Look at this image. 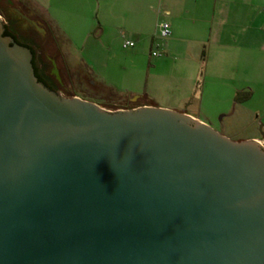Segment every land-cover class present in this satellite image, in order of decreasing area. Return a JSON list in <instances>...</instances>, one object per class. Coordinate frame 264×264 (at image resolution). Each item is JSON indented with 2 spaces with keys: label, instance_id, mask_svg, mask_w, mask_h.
<instances>
[{
  "label": "water",
  "instance_id": "1",
  "mask_svg": "<svg viewBox=\"0 0 264 264\" xmlns=\"http://www.w3.org/2000/svg\"><path fill=\"white\" fill-rule=\"evenodd\" d=\"M0 264H264V144L57 95L0 26Z\"/></svg>",
  "mask_w": 264,
  "mask_h": 264
},
{
  "label": "rangeland",
  "instance_id": "2",
  "mask_svg": "<svg viewBox=\"0 0 264 264\" xmlns=\"http://www.w3.org/2000/svg\"><path fill=\"white\" fill-rule=\"evenodd\" d=\"M26 1L46 18L74 73L66 81L62 97L88 101L110 112L154 107L192 114V119L227 139L264 144L261 81L255 86L256 95L251 101L234 105L232 87H240L230 88L226 83L228 75H205L202 71L196 74L170 57L150 58L147 52L138 53L137 44L133 49L123 50L124 40L136 41L133 31H148L149 26L142 29L133 21L134 25L128 22L122 26L111 15L107 17L105 0ZM144 17L150 21L151 14ZM152 35L155 44L163 46L164 40H157L156 32ZM193 87L196 97L189 106L181 99L187 94L186 89ZM132 99H138L137 103H131Z\"/></svg>",
  "mask_w": 264,
  "mask_h": 264
},
{
  "label": "crops",
  "instance_id": "3",
  "mask_svg": "<svg viewBox=\"0 0 264 264\" xmlns=\"http://www.w3.org/2000/svg\"><path fill=\"white\" fill-rule=\"evenodd\" d=\"M105 3L107 17L111 15L122 26L128 22L137 23L142 29L149 26L148 31L132 32L138 53L147 52L150 58H157L151 56L157 50L161 54L158 57L182 62L196 74L202 71L205 75H228L227 85L240 87H232L234 105L251 101L256 95L255 86L260 81L264 84V0H105ZM145 13L151 14L150 21L145 20ZM161 21L170 26V36L163 46L158 42L156 45L152 35L156 32L157 36ZM186 91L181 102L191 106L196 90L193 87L189 89L193 93ZM237 93H248L250 97L236 103Z\"/></svg>",
  "mask_w": 264,
  "mask_h": 264
},
{
  "label": "flooded vegetation",
  "instance_id": "4",
  "mask_svg": "<svg viewBox=\"0 0 264 264\" xmlns=\"http://www.w3.org/2000/svg\"><path fill=\"white\" fill-rule=\"evenodd\" d=\"M0 26L3 37L29 51L37 80L57 95L65 94L66 81L74 73L43 14L26 0H0ZM137 101L132 99L131 103Z\"/></svg>",
  "mask_w": 264,
  "mask_h": 264
},
{
  "label": "built area",
  "instance_id": "5",
  "mask_svg": "<svg viewBox=\"0 0 264 264\" xmlns=\"http://www.w3.org/2000/svg\"><path fill=\"white\" fill-rule=\"evenodd\" d=\"M263 13H264V9H263ZM169 36H170L169 24L166 21H161L157 26V37L160 40H166ZM121 47L123 50L133 49L135 47V42L131 40H124ZM160 55L161 54L157 50L151 52L152 57H158Z\"/></svg>",
  "mask_w": 264,
  "mask_h": 264
},
{
  "label": "trees",
  "instance_id": "6",
  "mask_svg": "<svg viewBox=\"0 0 264 264\" xmlns=\"http://www.w3.org/2000/svg\"><path fill=\"white\" fill-rule=\"evenodd\" d=\"M34 75H35V73H34ZM35 77H36V76H35ZM36 79H37V78H36ZM38 82H39V81H38ZM39 83H40V82H39ZM249 97H250V95H249L248 93H246V94L237 93V94L235 95V102H236V103H243V102L247 101Z\"/></svg>",
  "mask_w": 264,
  "mask_h": 264
}]
</instances>
